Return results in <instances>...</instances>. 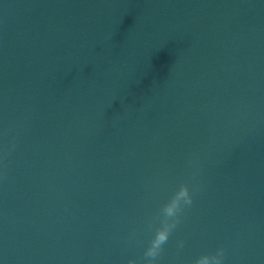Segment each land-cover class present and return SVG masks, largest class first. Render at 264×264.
Returning a JSON list of instances; mask_svg holds the SVG:
<instances>
[{
	"label": "water",
	"instance_id": "1",
	"mask_svg": "<svg viewBox=\"0 0 264 264\" xmlns=\"http://www.w3.org/2000/svg\"><path fill=\"white\" fill-rule=\"evenodd\" d=\"M184 182L157 264H264V0H0V264H144Z\"/></svg>",
	"mask_w": 264,
	"mask_h": 264
},
{
	"label": "clouds",
	"instance_id": "2",
	"mask_svg": "<svg viewBox=\"0 0 264 264\" xmlns=\"http://www.w3.org/2000/svg\"><path fill=\"white\" fill-rule=\"evenodd\" d=\"M193 203V195L187 182L181 183L162 204L159 211L148 221L147 227L153 232L144 251V264H157L163 252V246L180 223L181 214ZM183 247V241L179 242ZM225 249L223 246L214 251L204 252L193 259L190 264H224ZM128 264H136L129 260Z\"/></svg>",
	"mask_w": 264,
	"mask_h": 264
}]
</instances>
